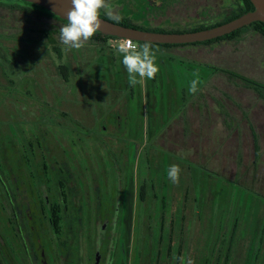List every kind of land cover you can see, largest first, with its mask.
I'll use <instances>...</instances> for the list:
<instances>
[{"label": "rangeland", "instance_id": "374dc122", "mask_svg": "<svg viewBox=\"0 0 264 264\" xmlns=\"http://www.w3.org/2000/svg\"><path fill=\"white\" fill-rule=\"evenodd\" d=\"M135 1L141 0L109 3L120 16L133 13L137 24L165 29L223 19L237 6V0H148L158 6H132ZM63 24L0 4V168L5 155L17 158L19 134L29 137L33 133L24 134L48 124L53 154L63 161L65 148L67 163L91 168L90 175L75 172L69 184L82 185L87 204L100 196L103 207H113L107 216L117 231L111 229V241L102 246L113 249V264H173L178 251V264L181 257L183 264H264V91L207 68L264 85V37L245 29L209 45L152 47L158 49L159 72L130 86L114 41L89 39L69 50L59 39ZM63 64L68 81L58 68ZM193 73L200 80L195 95L188 91ZM73 120L86 133L104 127L112 138L78 144ZM19 155L18 165L33 160ZM174 164L180 168L177 183L168 176ZM145 178L147 193L156 199L144 203L138 189ZM113 201H120V211ZM96 225L85 218L87 264H94ZM47 256L57 264L54 252Z\"/></svg>", "mask_w": 264, "mask_h": 264}, {"label": "flooded vegetation", "instance_id": "af4514ba", "mask_svg": "<svg viewBox=\"0 0 264 264\" xmlns=\"http://www.w3.org/2000/svg\"><path fill=\"white\" fill-rule=\"evenodd\" d=\"M17 1L20 0H0V4L26 6ZM145 6H158V4L148 3ZM103 121L107 120L103 119ZM49 126L46 124L44 129L42 127L35 128L24 134L31 135L33 133L29 137L19 134L22 138V145L18 149H21L19 151L26 155L33 156L30 163L28 162L25 166L18 165L19 151L17 158L15 153L14 159H8L6 155L5 158H2L3 166L0 168V264H51V259L49 260L47 255L52 252L56 254L57 264H87L83 258L82 240L77 247L75 256L74 247L69 249L67 243L61 244L64 220L75 218L82 220L83 224L85 218H93L97 224L96 236L94 234L96 240L94 264H113V249L109 251L107 247L102 251L103 242L111 241L109 237L112 235L111 229H113L112 217L109 219L107 213L113 210V207L112 209H108L107 206L103 207L100 196H92L87 204L81 194L82 185L69 184V180H72V175L75 172L83 171L90 175L91 168L87 164L67 163L66 159L69 154L65 148L60 149L63 155V161H60L59 155L53 154L57 148H53L51 145L54 135ZM71 132L77 136L78 144L79 141L82 144L86 138L93 140L112 138V136L106 135L104 127L98 133H86L87 131H83L82 124L78 121L73 124ZM32 140L36 143L33 144ZM40 141L47 144L46 149L45 146H41ZM45 154L47 158H50L51 163L45 162ZM9 160H13L14 163L10 164ZM25 161L27 160L25 159ZM77 183H81L79 178ZM145 183H147L146 178L142 184ZM95 187L98 189L97 185ZM154 196L155 193L149 195L148 192L144 203L149 197L156 199ZM97 198H99L98 203L94 202ZM84 204L88 208L85 213L83 212ZM112 204H115V208L117 207L120 211V201H113ZM56 219L62 220L61 227L54 226ZM113 231H117L116 226ZM97 254L98 262L96 261ZM74 257H76L75 261ZM176 262L177 259L173 261V264H178Z\"/></svg>", "mask_w": 264, "mask_h": 264}, {"label": "clouds", "instance_id": "9594fccd", "mask_svg": "<svg viewBox=\"0 0 264 264\" xmlns=\"http://www.w3.org/2000/svg\"><path fill=\"white\" fill-rule=\"evenodd\" d=\"M101 9L111 20L119 22L122 18L113 9L109 0H71V8L66 13L67 22L59 28L60 42L69 50L82 48L101 27ZM117 51L122 55V64L128 73L130 86H135L144 79H154L159 72L156 63L158 49L153 51L150 43L145 42L138 48L129 40L127 44L119 46ZM193 76L195 78L191 81L188 91L195 95L199 91L200 80L198 73H193ZM179 173L178 165L169 167L168 176L173 183L179 181ZM180 259L183 264L184 258ZM187 264H194V261L188 259Z\"/></svg>", "mask_w": 264, "mask_h": 264}, {"label": "trees", "instance_id": "16d2710c", "mask_svg": "<svg viewBox=\"0 0 264 264\" xmlns=\"http://www.w3.org/2000/svg\"><path fill=\"white\" fill-rule=\"evenodd\" d=\"M145 1V2H144ZM19 3H24V5L26 6H17L20 7L21 9H25L29 12H34V13H41V14H47V15H51L49 12H47L43 7L40 6H36L34 4L25 2V1H17ZM149 3L148 0H141V1H135L132 2L131 5L132 6H145ZM254 9L253 4L251 3L250 0H237V6L236 9L233 13H231L230 15L224 17L223 19H218V20H213L210 22H204L202 20H197L195 23L192 24H188L185 27L182 28H171V29H165V28H160V27H150V26H144V25H140L136 23V20L132 14H122L121 15V19L119 22H116L114 20L109 19V17L105 14V12H101L100 17L107 19L109 21H112L114 23L123 25V26H127V27H134V28H138V29H143V30H148V31H156V32H171V33H181V32H190V31H197V30H203V29H207V28H211L220 24H223L225 22H228L238 16H240L241 14L248 12V11H252ZM55 17V16H53ZM58 20L66 23L67 21L62 20L58 17H55ZM204 20V19H203ZM245 29H251L254 33L259 34L261 36L264 37V23L260 22V21H254L252 23H250L247 26H244L240 29H237L229 34L211 39V40H206L203 42H196V43H189V44H156V43H150L151 44V48L152 47H176V46H192V45H209L212 43H216L219 41H223V40H232L235 37L238 36V34L240 32H242ZM47 34V33H45ZM47 37L49 38L48 34ZM119 38L114 37V36H108V35H103L100 32H96L95 35H93L90 40L96 41V42H102V43H106L108 40H117ZM138 43V48L139 46H142L145 42H137ZM149 43V42H148ZM58 68L60 70V74L63 76V78L65 79V81H68V66L63 64V65H58ZM207 68L211 71V73L215 74L217 72H223L226 73L228 75H230L231 77H236L238 79H240L241 81L245 82L250 88L254 89L257 92H261L262 90L264 91V85H261L259 83H256L254 81L251 80H247L243 77H240L236 74L230 73L229 71L222 69V68H218V67H214V66H207ZM147 186L148 184H141L139 186L138 189V199L140 202H144V198L147 194ZM155 197V196H154ZM65 225L63 228V239L61 240V244L62 243H67L69 249L73 246L78 247V245L81 243V238L83 237L84 234V224L82 223V220L80 219H67L64 220ZM60 226L62 225V220L61 219H56L54 220V226ZM181 250V249H180ZM179 253V252H178ZM177 259L179 258V255L177 254ZM169 258H172L171 256H169Z\"/></svg>", "mask_w": 264, "mask_h": 264}, {"label": "water", "instance_id": "95a60500", "mask_svg": "<svg viewBox=\"0 0 264 264\" xmlns=\"http://www.w3.org/2000/svg\"><path fill=\"white\" fill-rule=\"evenodd\" d=\"M43 7L55 17L66 21V13L71 8V0H20ZM254 9L223 24L190 32L171 33L156 32L127 27L100 17L101 27L98 30L103 35L117 38H129L136 42H149L156 44H189L211 40L237 29L249 25L254 21L264 23V0H250ZM96 261H99L98 254Z\"/></svg>", "mask_w": 264, "mask_h": 264}, {"label": "built area", "instance_id": "2783aa9c", "mask_svg": "<svg viewBox=\"0 0 264 264\" xmlns=\"http://www.w3.org/2000/svg\"><path fill=\"white\" fill-rule=\"evenodd\" d=\"M129 40H131V42H133L134 44H136L138 46V43L136 41L132 40V39H129V38H119L117 40H114V43L115 44H113V47L114 48H118L121 45H125V44H127V42Z\"/></svg>", "mask_w": 264, "mask_h": 264}]
</instances>
